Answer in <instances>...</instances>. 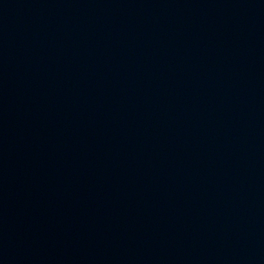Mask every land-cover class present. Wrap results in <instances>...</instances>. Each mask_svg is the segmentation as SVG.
I'll return each instance as SVG.
<instances>
[{"label":"water","instance_id":"obj_1","mask_svg":"<svg viewBox=\"0 0 264 264\" xmlns=\"http://www.w3.org/2000/svg\"><path fill=\"white\" fill-rule=\"evenodd\" d=\"M20 264H264V120L159 197Z\"/></svg>","mask_w":264,"mask_h":264}]
</instances>
